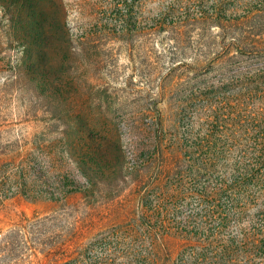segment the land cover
Returning a JSON list of instances; mask_svg holds the SVG:
<instances>
[{
	"label": "rangeland",
	"instance_id": "rangeland-1",
	"mask_svg": "<svg viewBox=\"0 0 264 264\" xmlns=\"http://www.w3.org/2000/svg\"><path fill=\"white\" fill-rule=\"evenodd\" d=\"M62 1L65 60L43 48L48 38L35 42L29 34L31 17L37 20L25 1L8 13L0 7V151L46 157L50 141L52 172L82 180L74 158L63 160L53 141L62 129L52 120L57 116L73 157L85 149L76 134L105 138L99 193L135 161L140 176L119 197L88 205L80 194L59 203L9 198L0 203V237L53 215L56 229L75 232L73 257L86 264H264V177L220 197L212 192L230 184L235 164L264 149V86L263 93L245 89L251 76L264 73V35L240 54L232 36L200 18L221 6L242 19L264 0ZM240 21L234 33L264 30V20ZM51 83L65 96H41ZM142 148L154 150L151 160H139ZM223 211L231 219L221 221ZM229 239L245 245L244 256H216ZM28 264L46 263L37 254Z\"/></svg>",
	"mask_w": 264,
	"mask_h": 264
},
{
	"label": "trees",
	"instance_id": "trees-1",
	"mask_svg": "<svg viewBox=\"0 0 264 264\" xmlns=\"http://www.w3.org/2000/svg\"><path fill=\"white\" fill-rule=\"evenodd\" d=\"M20 0H0L1 11L8 13L11 6L17 5ZM24 6L29 10H32L31 15L35 16L37 22H35L33 17L28 27L29 34L35 37V42L38 39L43 43L47 42L43 48L52 51H58L63 54L65 60L66 52L68 49L67 42L65 41V11L62 0H23ZM214 13L209 15L206 14L200 18H205L211 20V24L217 27L223 36H232V42L238 49L239 53L243 54L246 52L247 48L250 46L251 41H255L256 37L263 36L264 30H257L256 28H248V32L245 36L239 33H234L232 27L237 24H243L240 20H264V6L255 9L252 13L247 11L246 15L241 17H236L233 11L230 9L223 8L221 6L215 7ZM228 12V13H227ZM38 18L40 22H38ZM12 18L9 20L11 24ZM242 22V23H241ZM8 25L7 31L11 32L16 37L15 27ZM10 33V34H11ZM46 34V37L44 36ZM11 36V35H10ZM218 37L220 44L223 43L224 37ZM21 38V36H19ZM253 38V39H252ZM47 74L42 72L40 75ZM245 89L248 92H262L264 83H255L260 78H264V73L257 74L252 77ZM255 84V85H251ZM51 88L41 90V96L46 98H62L64 97V92L60 89L58 85L50 84ZM48 90V91H47ZM56 119L60 121L62 126L61 131L56 136L53 141H56L61 145L60 155L62 159L69 163L71 158H74L76 165V170L82 180L76 179L70 173L64 172L61 175L52 172L51 160H46L51 154V143L49 141L47 149L48 153H45L46 157H41L35 152H26V156L19 159L21 156L19 150L10 151H0V203L3 201L14 198L23 197L30 202L36 201H49L54 203L65 202L66 199L73 194L82 195V200L85 205L88 203H95L98 200L111 201L121 195L124 189L133 182L137 180L140 176L141 167L137 161L131 165V169L122 173L119 172V179L116 181L115 178L111 181L109 189L105 193H99L97 183L101 181L104 177L103 166H108L107 163L102 159L101 150H99L102 141L105 138L93 131L85 137L83 134H76L79 144H83L85 149L81 151L78 157H73L74 152L69 149L68 138L69 131L67 129L66 123H64L60 117L52 116V120ZM89 141L90 145H86ZM101 141V142H99ZM21 148V147H20ZM37 149V148H35ZM51 149V150H50ZM120 153V149L116 150ZM12 153V154H10ZM123 153V152H122ZM126 153V152H124ZM201 155L205 154L200 152ZM155 155L154 150L147 148H142L140 150L139 160L144 162L145 160H151ZM240 164H235L231 177L229 178L230 184L226 186L225 189L219 184L212 190L216 192L220 197V193L224 191H229L234 188H246L251 186L256 182L257 184L262 181L264 177V149L255 150L250 152ZM115 173V170L113 171ZM135 174V178H131V175ZM114 181H116L114 183ZM264 182H261V186ZM113 184V185H112ZM111 186V187H110ZM207 189L203 188L200 192L201 196L207 195ZM105 194V195H104ZM236 195L238 193H235ZM236 197L232 199V202L236 203ZM231 217L236 218L234 207L231 208ZM219 215V219L225 222L229 218L227 212H222ZM56 217L53 215L26 220L24 223L16 225L14 228L6 232L0 237V264H28V259L32 256L40 254L46 264H86L82 263L81 257H73L71 251V244L75 238V232L66 229L58 230L55 227ZM235 222V221H234ZM249 230H255L257 226L256 222H250ZM259 229V228H258ZM252 231V234H253ZM260 232H264L260 229ZM245 245L243 243H238L234 239H229L228 243L221 246V251L216 252V256H222L228 254V256L236 254H245ZM244 249V250H243ZM79 255V254H78Z\"/></svg>",
	"mask_w": 264,
	"mask_h": 264
}]
</instances>
